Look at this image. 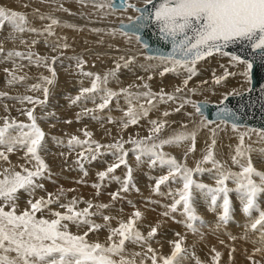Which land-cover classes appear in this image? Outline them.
<instances>
[{
    "label": "snow or ice",
    "instance_id": "obj_1",
    "mask_svg": "<svg viewBox=\"0 0 264 264\" xmlns=\"http://www.w3.org/2000/svg\"><path fill=\"white\" fill-rule=\"evenodd\" d=\"M78 2L84 3L85 0H78ZM91 2L98 9H111L113 12L130 9L135 13L128 16L127 23L121 20V27L113 29V34L119 32L126 38L134 37L137 42H140V29L146 28L149 24L156 25L160 36L164 40H170L172 45L171 52L156 57L164 65L159 75L164 76L166 73L173 72L180 74L181 70L187 73L186 78L182 81V86H177L173 93H166L163 89L160 92H153L147 83L142 85L146 89L145 91H129V88L132 87L130 85L129 88H121L117 92L107 87L109 79L116 77L121 67H129L135 57L120 56L119 60L123 61V65L114 62L115 67L103 76L85 72L82 67L85 61L78 58L76 69L81 75L92 78L91 86L82 87L78 95L70 100V103L76 104L81 100H91L94 108H84L83 114L85 116L91 114L93 120L102 119L96 113L107 109L114 98L123 94L127 108L120 109L119 103L116 105L123 112V115L118 118L121 129H126L129 125H136L142 118H147L151 109L155 108L158 103L175 102L178 98L182 99V103L174 111L180 112L184 104H192L201 118L198 127H205L211 121H208L204 116L202 106L191 99L177 95L182 93L187 88L189 81L198 74L196 64L214 54L229 57V66L244 65V70L239 75L243 76L249 85V89L246 90H250L255 78V57L264 63V0H156V2L143 0V7L131 3L130 0H119L118 5L114 3V0H103L100 3L91 0ZM60 8L65 12L68 11L63 5H60ZM39 18L51 21L43 28V32L34 27H26L24 13L0 7V26H4L6 22L11 26L12 32L9 34V38L12 39L18 38L17 33L25 31L39 35L47 33L48 36H52L53 26L57 25L59 21L51 16L40 15ZM68 26L72 27V25ZM93 31H100V29H93ZM21 43H25V41L21 40ZM37 43L36 39L31 41L33 46ZM45 43L47 44L49 41L45 39ZM241 43L247 44L251 49L253 59L241 58L234 52L226 51L230 45ZM67 47L69 45L66 43L55 42L53 51L56 48ZM143 47L147 48L148 45L144 44ZM0 53H5L3 56L5 60L19 57L27 59L30 63L33 62L35 56L34 62L44 64L52 76L51 79L48 76H42L41 80L46 85L53 83L56 71L52 65L57 60L56 56L36 55L31 51V48L26 53L15 49L6 51L2 43H0ZM49 60L51 63L47 62ZM168 64H171V67ZM13 66L16 67L15 62ZM19 67H23V65ZM221 68H223L221 75H216L215 70H213L212 82L214 84L219 85L226 82L228 77L237 75V73L229 71L228 66L221 65ZM4 71L9 74V84H16L27 79L26 76H17L14 71L9 72L7 68ZM138 79L142 80L143 78L138 77ZM148 79H151V76ZM201 83L207 84L208 81ZM40 88L41 84L30 85L31 90ZM261 90L264 91V85H261ZM42 91L43 99L31 95L11 97V99H17L21 103L27 102L32 105V107L22 110V114L27 117V122L18 121L8 116L0 118L2 119V124H0V161L8 162L10 165L0 171V264H145L146 260H150L151 264H183L188 256V250L183 244L185 237L176 233L177 239L169 241L170 253L168 255L158 253L149 243V240L157 234V227H151L147 235H143L136 223L142 217L139 210L134 211L126 221L119 220L118 225L113 227L111 220L114 218L102 214V210L108 208L109 205L107 204H93L91 200L84 201L82 197H73L68 202L61 203L60 198L65 194L63 189H60L56 194L48 193L46 197L36 196L37 190L44 189V185L39 181L45 178L46 173L49 172V166L41 155L42 152L47 151L46 133L40 127L38 117L34 112L37 105L42 106L47 101L48 87L44 86ZM188 91L194 92L196 89L192 88ZM240 94L239 91L233 89L231 92L225 93L223 99H227L229 95ZM7 96L8 93L0 92V97ZM97 98L101 101L100 103H96ZM223 99L221 104H223ZM5 111H7V105H5ZM217 114L220 123H229L228 117L231 116V109L219 107ZM168 115V111L163 112L164 117ZM188 115L190 116L191 113ZM43 118L40 117L39 119ZM76 119H80L79 114ZM107 121L108 123L115 122L110 115L107 117ZM66 122L71 123V121ZM149 123L152 126L148 129L147 136L130 137L128 141L116 140L111 144L104 145L92 139L93 133L84 129L82 131L85 139L72 135L68 138L66 145L62 140L56 142L60 146H66L70 151L79 149L75 163L85 176L87 175L84 168L85 161H94L105 152L111 153L115 157V161L106 170L97 173L101 182L108 178L120 183L119 191L110 194L112 200L121 199V192L126 193L130 188L135 187L132 184V169L127 164L128 152L124 149L125 143H131L134 146L132 151L136 153L137 163L143 162V158L147 157L150 167H155L157 164L161 167L166 166L167 173L155 179L153 191L164 195L160 192L161 185H165L169 181L179 182L181 186L174 191L169 189L167 195L172 197V202L164 205L166 211L161 215L175 219L172 213L180 212L184 219L178 222L183 223L192 232L199 231L194 222L202 221L194 207L196 191H199L206 200L210 197V211H215L217 208L221 209L218 219L224 223L230 219L231 201L229 193L235 191L239 194L243 213L250 217V223L246 226L258 230L260 233L261 247L255 248L254 253L264 251V210L260 208L257 199L264 195V171H258L253 166L248 155L252 151L251 146L245 145V136L252 132L264 140V130L249 129L239 133V144L235 148V154L231 156L233 164L240 166V171L236 172L225 168L214 157V147L217 143L215 139L216 129L211 130V143L207 145L202 160L197 161L194 168H190L166 154L162 148L164 145L175 144L179 146L190 141V146L184 153L187 157L189 153L195 151L196 130L178 131L168 138H159V134L167 121L152 119L149 120ZM231 127L233 130H237L239 126L232 123ZM216 128H219V124L216 125ZM53 139L56 138L53 137ZM17 152L23 153L22 158L25 163L11 166L9 154ZM60 155L66 156L63 152ZM242 160L246 162L242 163ZM208 162L212 165L210 169L202 167L204 163ZM121 165L128 169L122 181L115 175H109L113 174ZM205 171H215L214 187L197 182L193 178L194 173ZM254 177H258L259 182ZM228 180L235 183L234 189L227 186L226 181ZM77 182L83 183L84 181L81 179ZM92 186L97 189L99 194L102 185L94 183ZM20 192L26 193L29 197L22 210L18 204ZM81 202L86 203L87 206L78 209L76 205ZM54 204H58L63 211L53 210L50 206ZM93 208L96 211H90ZM253 211L258 213L255 218H252ZM45 212L53 218H46ZM94 216H102L103 223H96L92 219ZM70 224L86 227L87 231L82 234H75L69 230ZM104 228L108 231L105 243L89 242L87 237L90 232ZM127 242L139 244L142 251L136 252L132 257L125 256ZM212 251L215 253L211 257L212 264H219L221 253L215 249ZM229 256L231 258V252ZM135 257H141V259L137 261ZM248 259L253 260V257L249 256ZM196 264H203V262L197 259ZM253 264H260V262L253 261Z\"/></svg>",
    "mask_w": 264,
    "mask_h": 264
},
{
    "label": "rangeland",
    "instance_id": "obj_2",
    "mask_svg": "<svg viewBox=\"0 0 264 264\" xmlns=\"http://www.w3.org/2000/svg\"><path fill=\"white\" fill-rule=\"evenodd\" d=\"M41 2H42V0H40ZM58 1V2H57ZM67 1V0H66ZM65 0H53L52 1V3H54V5H53V8H52V10H50L48 13L49 14H47V11H42L40 8H37L36 6H37V2H39V0L37 1V0H0V7H5V8H8V9H12V10H16V11H20V12H22V13H24L25 14V16H26V27H35V25L36 24H38L40 21H41V19L39 18V16L40 15H44V16H51V17H53V18H55L56 17V19L59 21V25L57 24V25H54L53 26V28H54V31H55V29H56V31L55 32H57L56 34H55V32L53 33V35L52 36H48L47 35V33H43V36L42 35H40L39 36V34L38 33H32V32H28V33H26L27 31H25V32H23V33H17L16 34V36L18 37V38H15V39H12V38H9V34H10V31L12 32V28H11V26L10 25H8L7 24V22L5 23V25L4 26H0V42L3 44V46H4V48H5V50L7 51V50H9V49H14L13 47H15V50H16V48H17V50H19V51H22V52H27L28 50H29V48H31V50H32V52L34 53V54H36V55H41V56H44V57H50V56H56L57 57V60H56V62L52 65L53 66V68L55 69V71H56V76H55V78H54V80H53V83L51 84V85H49V95H48V98H47V101H46V103L44 104V105H37L36 106V109L34 110V112H35V115L38 117V118H40V117H42L43 115V119H38V122L41 124L40 125V127L42 128V130L46 133V148H47V151L46 152H42V157L43 156H45V155H48V156H45V157H43L44 159H45V161H46V163H48L49 164V162H47V159H49L50 157H56V158H58L59 156L60 157H63L62 158V160H67V162L64 164V163H61V162H56V161H53L51 164H49L48 166H49V173H46V175H45V178H43V179H41L39 182L40 183H42L43 185H44V183H46V182H44L45 180H48V182L44 185V189L41 191L40 190V192H41V195H46V194H48L47 192H53V194H56V193H58L57 191H59L60 189H63L64 190V193L65 192H75V193H72L71 195H67V197H61L60 198V202L61 203H66V202H68L69 200H71L74 196L75 197H77V198H83V200L84 201H89V200H91L92 202H93V204H100V203H103V204H108L109 206H115V204H113L112 202H117V203H120V204H122V206L124 207H122L123 208V210H120V212H118L121 216L122 215H124L123 214V212L122 211H124V212H128V213H133L134 211H136L137 210V208L136 207H134V204L132 203H129L128 201H126V200H123V197L121 198V199H117V200H112V198H111V193L112 192H115V191H119V188H120V186L119 185H113V186H111V185H109V183L108 182H104L103 181V183L102 182H99L98 184H101L102 186H101V188L99 189V194L97 193V189L96 188H94L93 186H92V184H94V183H97V182H95L94 181V179H93V177H91L90 178V176H89V180L88 181H84L85 183L83 184V183H78L77 181H80L81 179H83V178H81V177H83L84 176V173L83 172H81L80 170H77V171H75V170H72V169H75V167H78V166H74V165H77L76 163H75V161H76V159L75 158H71V159H69V158H67L66 156H62V155H60V153L59 152H63V153H69V154H73L74 152L75 153H77L78 151H79V149L77 148L76 150H74V151H70L66 146H60V145H57V140H62V141H64V144L66 145V143H67V140H68V138H70V135H69V132L71 131V130H69V128H66V124H68L66 121H71L72 119V121H71V123L70 124H73L74 122H76V123H74V127H75V130H77V131H75L74 133H75V135H78L79 137H83V132H82V130L83 129H80L81 127L82 128H84V127H86V125H89V124H93V121H92V119H90V116H85V115H83V117L80 115V119L78 120V122L76 121L77 119H76V117H77V115H75V113L76 112H78V111H81V113H83V109L84 108H89V109H92V108H94V106H92V105H94L93 104V102L91 101V100H81L82 102H80L79 104H71L70 103V100L72 99V97L74 98L76 95H78V93H79V89H70L71 90V93L70 92H64V93H62L61 94V89H59L60 91H58L57 90V92H59L58 94H57V92H56V86H59L58 84H59V82L60 81H62V80H66V74H68V76H67V78H70V77H72L71 76V74L73 75V76H75L76 77V75H78V73L76 72L77 71V69H76V63H77V59L78 58H82L84 61H85V63L82 65V67L85 69V71H87V72H92V73H94V74H97V73H100V69H99V67H97L98 68V70L96 71V72H94L95 70H94V68L93 67H96V66H102L103 65V68H104V72H103V74L101 75V76H103L104 74H105V72L107 73V72H110L111 70H112V68H114V67H112V68H110L109 66H108V63H107V61H105L106 60V58H109V56L110 57H113V61H115V59L117 58H119L120 57V55L121 56H125V58H127L128 56H133V55H129V54H122V53H114L113 54V52H114V50L113 49H110L111 47L112 48H114V49H119V50H122L123 48H121L123 45V47L125 48L127 45L126 44H123L122 42H118V43H116L115 41L113 42V41H110L111 43H108L107 45H109V48H108V46L107 45H105V42H102V43H95L94 41H93V39H95V38H92L91 40H92V42L90 41V40H88V41H86V39H84V41H81V43L79 42V44H77L78 45V47H77V45H75L74 46V42H75V37H73L72 39H70V36H74V35H76L77 33H78V31H76L75 29H78V28H80V29H84L85 27H87V28H89V29H98V26L96 25V26H90V25H84V24H80L76 19H75V16H81L82 18L84 17V19L86 18V22H92V23H99L98 22V20L99 19H97V22H96V20H95V18H90V16L92 17V15H94L95 14V12H93L92 14H91V9L90 10H88V11H86L87 9H85V11H81L80 9H76L77 8V4L75 3V5H71L72 3H73V1H72V3L71 2H69L70 3V5L68 6L67 5V3L68 2H66ZM68 1H71V0H68ZM140 1V3H139V5L141 6L142 4H143V0H139ZM17 2H19V3H17ZM36 2V3H35ZM66 2V3H65ZM25 5H27V7H25ZM60 5H63V7L64 8H66V9H68V11L67 12H65V11H63L61 8H60ZM137 5V4H136ZM139 5H137V6H139ZM73 6V7H72ZM70 7V8H69ZM83 8V7H82ZM93 8V7H92ZM37 10H38V12H37ZM75 10H80L79 12L78 11H75ZM123 11H125V10H123ZM128 11H130V13H128V16L129 15H134L135 13L132 11V10H128ZM57 12H58V14H57ZM71 12V13H70ZM61 13V14H60ZM53 14V15H52ZM80 14V15H79ZM32 17H31V16ZM36 15V16H35ZM84 15V16H83ZM110 16L111 15H113V14H109ZM62 16L64 17L63 19H62ZM68 16V17H67ZM87 16H89V18L87 17ZM128 16H127V18H128ZM68 19H67V18ZM70 17V18H69ZM127 18H124V19H121V20H123V21H127ZM60 19H62V20H60ZM28 20V21H27ZM46 22H48V24H50L51 23V21L49 20V19H44ZM44 20H42L39 24L41 25V26H46L47 25V23H45V21ZM120 20V21H121ZM36 21V22H35ZM72 21V22H71ZM75 21V22H74ZM100 21V20H99ZM61 22H63V24L61 23ZM65 22V23H64ZM67 22V23H66ZM36 23V24H35ZM43 23H44V25H43ZM33 24V25H32ZM35 24V25H34ZM37 25L38 27H35V28H37V29H40L39 31L40 32H43L42 30H43V28L40 26V25ZM68 25H72V27H69ZM65 26V27H64ZM66 26H68V27H66ZM42 28V30H41V28ZM62 28V29H61ZM64 28H70L71 30H73L74 32H76V33H74L73 31L71 32V35L70 36H67V37H62V32H63V30H64ZM62 31H60V30ZM8 30V31H7ZM4 31V32H3ZM74 33V34H73ZM37 36H36V35ZM73 34V35H72ZM90 34H92V33H90ZM90 34H86L84 37H90ZM101 34V33H100ZM54 36H56V37H54ZM61 36V37H60ZM103 36H106V35H103ZM67 38V39H66ZM69 38V39H68ZM33 39H36L37 41H38V43L36 44V48H35V46H33V45H31V41L33 40ZM45 39H47L48 41H49V43H45L44 41H45ZM66 39V40H65ZM88 39V38H87ZM2 40V41H1ZM21 40H24L25 41V43H20L21 42ZM53 40V41H52ZM54 40L56 41V42H58V43H60V42H62V43H60V44H64V43H66V44H68L69 45V47H67V48H56V50L55 51H53V47L55 46L54 44H55V42H54ZM124 40H126V41H128V43L129 44H133L131 41H133L132 39H129V38H127V39H124ZM11 41H13L12 43H11ZM136 41V40H135ZM9 42V43H8ZM14 42H15V44H14ZM50 42H51V44H50ZM64 42V43H63ZM83 42V43H82ZM115 43V44H114ZM120 43H122V44H120ZM137 44H139L138 42H136ZM49 44H50V46H49ZM94 44H97V45H99V47H95V45ZM114 44V45H113ZM15 45V46H14ZM54 45V46H53ZM72 45H73V47H76L79 51H77L75 48H73L72 47ZM81 45L82 46H84L83 48H81ZM93 45V46H92ZM115 45H117V46H115ZM122 45V46H121ZM126 45V46H125ZM33 47V49H32V47ZM43 46V47H42ZM101 46V47H100ZM104 46V47H103ZM22 47H24V48H22ZM88 47V48H87ZM93 47H95V48H98V49H102L103 51L101 52V51H99V53H97L96 51V53H94V54H91L90 55V53H91V48H93ZM106 47V48H105ZM140 47V46H139ZM139 47H137V48H139ZM7 48V49H6ZM69 48V49H68ZM71 48V49H70ZM73 48V49H72ZM87 48V49H86ZM127 48V47H126ZM44 49V50H43ZM85 49V50H84ZM127 49H130V48H127ZM34 50H35V52H34ZM37 50H39V52L37 51ZM77 52H76V51ZM82 50H84V51H82ZM137 50V49H136ZM139 50H140V48H139ZM37 51V52H36ZM111 51V52H110ZM44 52V53H43ZM46 52V53H45ZM53 52V53H52ZM87 52V53H86ZM90 52V53H89ZM115 52H117V51H115ZM138 52V51H137ZM59 53V54H58ZM81 53V54H80ZM89 53V54H88ZM108 53H109V55H108ZM112 53V54H111ZM106 54V55H105ZM118 54H120V55H118ZM5 54L4 53H0V60H3V61H0V71H2V72H0V92H6V93H8V95H10L9 97H7V98H5V97H1L0 98V118H2V117H4V116H8L9 118H15L16 120H18V121H24V122H27V118H26V116L25 115H23L22 114V110H24L25 108H29V107H32V105L31 104H28L27 102H23V103H21L19 100H17V99H11V96L12 97H18V96H23V95H31L32 96V94H34L33 96H36V97H39L40 99H43V97H40L42 94H43V91H41L42 90V88H40L39 89V91H38V89H36L35 91L34 90H28V88L27 87H30L29 86V84L30 85H32V84H40L41 83V87H43V85L45 84V82H43L39 77H42L41 75H43V73L45 74V72H44V70H45V68L43 67V65L44 64H37V63H35L34 62V58H35V56H34V58H33V62L32 63H27V62H29L27 59H24V58H12L11 60L9 59L8 60V62H7V60H5V59H3V56H4ZM84 55V56H83ZM88 55V56H87ZM93 55H94V57H93ZM119 57H118V56ZM141 55H142V57L144 56V57H149V56H147V55H145V54H142L141 53ZM141 55H140V57H141ZM105 56V57H104ZM115 56H116V58H115ZM84 57V58H83ZM90 57V58H89ZM134 57V56H133ZM136 57V56H135ZM139 57V56H138ZM153 58V57H152ZM155 58V57H154ZM136 59H139V58H135L134 59V62H136L137 64H139V60L141 61V59H139V60H136ZM108 60V59H107ZM10 61V62H9ZM21 61V62H20ZM26 61V62H25ZM59 61L61 62V64L59 65ZM70 61V62H69ZM6 62H7V64H6ZM14 62L16 63V65H17V70L14 68V67H12L13 65H11V64H14ZM25 62V63H24ZM48 63H51V61L49 60V61H47ZM64 62V63H63ZM106 62V63H105ZM133 61L131 62V64L129 65V66H131V65H133L132 66V68H134V66H135V64L133 63ZM23 65V68L25 69V67H26V69L24 70H22V67H21V73L19 74V75H17V76H26V80L25 81H23V82H18V83H16V84H9L8 83V81H7V79H9L10 77H9V74L8 73H6L5 71H4V68H7L8 70H9V72H17L16 74H18V72H20V67L18 66V65ZM31 64H34L35 66L33 67V66H31ZM87 64H88V66H87ZM104 64L106 65V66H108V67H104ZM121 64L123 65V61H121ZM136 64V65H137ZM26 65V66H25ZM37 65H39L41 68H40V70L42 69V74H41V71L39 70V68H37L38 66ZM42 65V66H41ZM60 66V67H58V66ZM4 68H3V67ZM56 66H57V68H56ZM87 66V67H86ZM138 66V65H137ZM137 66L134 68V69H136L137 68ZM30 67H33V68H37V69H34V70H32V69H30ZM44 68V70H43V68ZM13 68H14V70H13ZM59 68V69H58ZM63 68V69H62ZM71 68H72V70H71ZM73 68L75 69V70H73ZM87 68V69H86ZM96 68V69H97ZM109 68V69H108ZM12 69V70H11ZM83 69V70H84ZM109 70V71H105V70ZM122 69V68H121ZM125 67H123V69H122V71H118L119 73H121V72H123V71H127V70H129V68H127V69H125ZM16 70V71H15ZM28 70V71H27ZM32 70V71H31ZM62 70H64V71H62ZM67 70V71H66ZM69 70V71H68ZM244 70V69H243ZM36 71V72H35ZM40 71V73H38ZM48 71V69H46V72ZM71 71H73V73L71 72ZM74 71H75V73H74ZM3 72H5V74L3 73ZM31 73V74H29V73ZM39 74V76H38V74H37V76H36V74ZM60 72H61V74H60ZM62 72H63V74H62ZM67 72V73H66ZM117 72V73H118ZM59 73V74H58ZM77 73V74H76ZM124 73V72H123ZM128 72H126V74L123 76V78L124 77H130L131 75L130 74H127ZM5 76H3V75ZM49 74V75H48ZM51 73L50 72H48V73H46V76L48 75L49 76V78H52V76L50 75ZM75 74V75H74ZM148 74V73H147ZM146 73H144V76H145V79L146 80H148V77L150 76L149 74V76L147 75ZM30 75H31V78H32V80H31V78H30ZM34 75H35V77H34ZM60 75V77H58ZM64 75V76H63ZM127 75V76H126ZM1 76H3L2 78H1ZM8 76V77H7ZM44 76V75H43ZM7 77V78H6ZM28 77L30 78L29 80H28ZM34 77V78H33ZM75 77H73L72 78V80H78V76L75 78ZM4 78V79H3ZM6 78V79H5ZM38 78V79H37ZM35 79V80H34ZM37 79V80H36ZM40 79V80H39ZM59 81H58V80ZM55 80H57V81H55ZM70 80H71V78H70ZM240 80H243L244 82H245V78L243 77V76H241L240 75ZM37 81H40L39 83L37 82ZM84 81V80H83ZM149 81V80H148ZM3 82V83H2ZM5 82V83H4ZM26 82H28V83H26ZM33 82V83H32ZM44 84H43V83ZM126 82H132L131 80H127ZM85 83V82H84ZM84 83H83V85H84ZM54 84H56V85H54ZM8 85V86H7ZM44 86H48V85H44ZM248 86V85H247ZM6 87V88H5ZM87 87V86H86ZM88 87H90V86H88ZM22 88V89H21ZM82 88V87H81ZM80 88V89H81ZM16 89V90H15ZM30 89V88H29ZM17 90H23V94H21L22 93V91H17ZM243 90H245V89H243ZM243 90H241V91H243ZM32 91H34V93H32ZM56 93H55V92ZM17 92V93H16ZM32 94H31V93ZM54 92V93H53ZM74 92V93H73ZM133 92H136V91H133ZM16 93V94H15ZM19 93V94H18ZM53 93V94H52ZM70 93V95H68ZM54 94H56V95H54ZM55 96V99H54V96ZM43 96V95H42ZM71 96V97H70ZM56 97L58 98V99H61V100H58V99H56ZM61 97V98H60ZM10 98V99H9ZM53 98V99H52ZM13 100V101H12ZM54 101V103H53V101ZM56 100H58V101H56ZM201 100H206V99H201ZM97 102L96 103H100L99 101V98H97V100H96ZM208 101V100H207ZM2 102V103H1ZM60 102V103H59ZM114 103V106L115 105H117V102L115 101V98L113 99V101H111L110 102V105H109V107L107 108V109H105V110H103L102 112H98V114L99 115H101L102 116V118L103 119H101L100 121H98V125H100L101 123V125L99 126V127H101V126H103V125H107L108 124V121L106 120V118L110 115V116H120L121 114L123 115V112H121V111H119L118 110V108L115 106H113V108H114V110H113V108L111 107L112 105H113V103ZM56 103V105H54ZM85 103H86V105H85ZM92 105H91V104ZM122 103H124L123 105H122V107L120 106V108L121 109H124V107L126 108L127 107V104H126V102H125V100L124 101H122ZM21 104V105H20ZM46 104H47V106H46ZM49 104V105H48ZM58 104V105H57ZM5 105H7V111H5V108H3V107H5ZM52 105V106H51ZM56 106V107H54V106ZM60 105V106H59ZM78 105H79V107L81 108V110H79L80 108L78 107ZM81 105V106H80ZM60 108H59V107ZM73 106H75V107H73ZM78 108H77V107ZM86 106V107H85ZM157 106V105H156ZM48 109H47V108ZM62 107V108H61ZM71 107H73V109L71 108ZM43 108V109H42ZM47 109V110H46ZM59 109V110H58ZM111 109L113 110V111H111ZM41 110V111H40ZM45 110V111H44ZM50 110H52V112H50ZM61 111L60 112V114H62V115H60V117L62 116V118H60L59 116L58 117H56V118H52L51 116H53L52 115V113L53 112H55V111ZM62 110H63V112H62ZM78 110V111H77ZM116 110L118 111V112H116ZM67 111L68 112H70V113H74L73 115H70V116H68L67 117V119H66V117H64L65 115H66V113H67ZM115 111V112H114ZM111 112H113V113H111ZM196 112V111H195ZM38 114H40V115H38ZM45 114H51V115H45ZM117 114V115H116ZM119 114V115H118ZM121 115V116H122ZM194 112H191V115H190V119L192 120V117H194ZM196 116V115H195ZM48 117V118H47ZM51 117V118H50ZM71 117V118H70ZM85 117V118H84ZM89 117V118H88ZM104 117H105V119H104ZM116 117H113L114 118V120H115V118ZM179 117V116H178ZM178 117L177 118H175L173 121H178V120H181V122L182 121H184V120H187V119H185L186 117H188V113H184V119H183V115L182 116H180L179 117V119H178ZM60 118V119H59ZM64 118V119H63ZM83 118L85 119V120H83ZM181 118V119H180ZM197 118H199V119H201L200 118V116H198L197 115ZM158 119V118H157ZM160 119H166L167 120V123L169 124V122H170V118L168 117V118H160ZM60 120V121H59ZM92 121V123H90V121ZM102 120H103V122L105 123H103L102 122ZM142 121H139V123L138 124H146V122L145 121H143L144 119L142 118L141 119ZM188 120H189V118H188ZM54 121H56L55 123H54ZM86 121H87V123H86ZM43 122V123H42ZM61 124H60V123ZM101 122V123H100ZM107 122V123H106ZM52 123V124H51ZM78 123V124H77ZM166 123V125H167V128H166V130H168V128H169V126H168V124ZM189 123V122H188ZM188 123H187V125H186V127H184L183 128V130H186V129H190V127H189V125H188ZM200 123V122H199ZM214 123H220V122H214ZM0 124H2V119H0ZM85 124V125H84ZM140 124V125H141ZM210 124H213V123H210ZM230 124V123H229ZM229 124H226L228 127L230 126L231 127V125H229ZM44 125V126H43ZM63 125H65V126H63ZM80 127H79V126ZM109 125V124H108ZM112 125H114V129L120 134V132H121V127H120V125L119 124H117L118 125V127L116 126L115 127V122L114 123H112ZM165 125V126H166ZM176 125H179V123H177ZM220 125H224L223 123H220ZM52 127V128H51ZM78 127H79V129H78ZM131 127H133V131L136 129V131L137 130H139L140 129V127H139V125H137V127H136V125H134V126H129L128 128H126V129H123L122 131H123V133H124V131L125 130H127V129H132ZM135 127V128H134ZM139 127V128H138ZM66 128V129H65ZM101 128H103V127H101ZM238 128H242V129H245V127H238ZM175 129H177V128H173V129H171V131L169 132V131H167L166 132V130L164 131L165 133H166V135H168L169 136V134L171 135L172 133H174L175 132ZM246 130H249V128H246ZM58 131V132H57ZM80 132L81 131V133H77V132ZM51 132V133H50ZM57 132V133H56ZM122 132H121V134H123ZM66 135L67 134V136L65 137V136H62V135ZM118 134V135H119ZM144 135H145V133H143ZM48 135H51V137H49ZM58 135V136H57ZM148 135V134H147ZM60 136V137H59ZM62 136V137H61ZM140 136H142V135H140ZM139 136V137H140ZM52 137H57L56 139H55V142H51V140L53 139ZM136 137V136H135ZM138 137V138H139ZM218 137H219V135H218ZM137 138V137H136ZM197 139V138H196ZM220 139V138H219ZM54 140V139H53ZM101 140H103V139H101ZM129 139H121V141H128ZM210 141V140H209ZM209 141H207V143L205 142H202V143H200V144H198L199 142H197L196 141V144H198V145H196L195 144V151L196 152H193V153H189V155L187 156V157H185V155H184V153L187 151V148H188V146H186V147H180V148H176L175 150L173 149H171L172 150V154L170 155V153L168 152H165V153H167L168 155H170V156H172V157H177L176 159H178L177 161L178 162H181V163H184V164H186L188 167H190V168H194L195 166H196V162L197 161H200V160H202V156H203V153H205V150H206V146L209 144ZM220 141V140H219ZM246 141H248V140H246ZM245 141V144H247V142ZM50 142V143H49ZM103 142H105V140L103 141ZM55 143V144H54ZM52 144H53V146H52ZM207 144V145H206ZM218 144V145H217ZM125 146H124V148H125V150L128 152V158H130V156L132 157V159H133V157L134 158H136V154L135 153H133L132 152V155H131V151H132V149L134 148V146L133 145H131V143L130 144H128V143H125L124 144ZM199 145L200 146H202V148L201 147H199ZM204 145V146H203ZM51 146H52V148H51ZM55 146H57V147H60V148H63V149H60L59 150V152H58V150H55L54 149V147ZM189 146H190V144H189ZM198 148H197V147ZM220 145H219V143H218V141H217V143H216V146H215V148H214V150H216V149H218L219 150V147ZM128 147V148H127ZM206 147V148H205ZM67 148V149H66ZM186 150H185V149ZM199 148H200V150H199ZM236 148V147H235ZM54 149V150H53ZM178 149H180L181 151H179ZM184 149V150H183ZM197 149V150H196ZM69 150V151H68ZM218 150L217 151H215L214 152V156L216 157L217 156V153H219L218 152ZM175 152V153H174ZM176 152H177V154H176ZM198 152V153H197ZM45 153V154H44ZM51 153H53L52 154V156H51ZM182 153V155H180V154ZM15 154V155H14ZM20 154V155H19ZM105 154L107 155V156H109V157H111V159H113L112 157L113 156H111V153H109L108 154V152H105ZM102 155V156H106V155ZM192 154V155H191ZM17 155V156H16ZM195 155H196V157H195ZM200 155V156H199ZM249 155V154H248ZM50 156V157H49ZM101 155L100 156H98V157H102ZM197 156H198V158L199 159H197ZM250 156V158H252V156L251 155H249ZM23 153L22 152H17V153H12V154H9V160H10V162H11V166L13 165V161L14 162H16L18 165H21V164H24L25 163V161H23ZM189 157V158H188ZM20 158V159H19ZM180 158H181V160H180ZM192 158V159H191ZM196 158V159H195ZM254 158V159H253ZM253 158H252V163H253V160H254V163H253V165L255 166V165H259L260 163H263V165L262 164H260L259 166H258V168H257V166H255L256 167V169L258 170V171H264V168H262L261 169V167H264V158H260V157H254L253 156ZM19 159V160H18ZM188 159V160H187ZM216 159V158H215ZM102 160V159H101ZM106 160V159H105ZM104 160V166H103V164H102V166L104 167V168H102L100 165H98V166H96V170H95V172H97V171H102V169L103 170H105V169H107V167L110 165V164H112L111 163V161L112 160H110V161H105ZM107 160H109V159H107ZM182 160H184V161H182ZM185 160H187V161H185ZM71 161V162H70ZM103 161V160H102ZM189 161V162H188ZM190 161H191V163H190ZM194 161V162H193ZM86 162L87 161H85L84 162V167H85V165H86ZM94 162H96V161H94ZM144 162H148V158H147V160H146V158H145V160H144ZM231 162V163H230ZM230 162H228L227 161V163L226 164H228V165H224V164H222V165H224V167L225 168H227V169H230L231 167H232V169H231V171H240V166L239 165H237V164H234V166H233V164H232V160L230 161ZM242 162H243V160H242ZM246 161H244L243 163H245ZM72 163H74V164H72ZM88 163V162H87ZM103 163V162H102ZM110 163V164H109ZM258 163V164H257ZM63 164H64V166H63ZM149 164V163H148ZM68 167V165L69 166H71V168L69 169H67V167ZM211 165V163L210 162H208V163H204L203 165H202V167H204L205 169H210L211 167H212V165ZM231 165V166H230ZM235 165H237V167L235 166ZM63 166V167H62ZM156 166H159V165H156ZM155 166V167H156ZM227 166V167H226ZM63 168L64 169V167H65V170H67V171H69V172H74V173H69V174H73V175H69L68 174V176L70 177V178H72L71 180H70V178H68L67 179V177L65 178V177H61V173L60 172H58V168ZM230 167V168H229ZM235 167V168H234ZM79 168V167H78ZM97 168H98V170H97ZM239 169V170H238ZM17 170H19L18 169V167H17ZM71 170V171H70ZM158 170V169H157ZM164 170H165V173H167V171H168V169H167V167H166V169L164 168ZM164 170L162 169L161 170V174L160 173H156V174H154L153 176L155 177L156 176V178H157V176H159V174L160 175H162V173H163V175H165L164 174ZM78 171H80V172H78ZM159 171V170H158ZM163 171V172H162ZM236 171V172H237ZM94 172V174H93V176L94 175H96L97 176V174ZM209 171H205V172H202V173H194V176H193V178L197 181V182H200V183H203V184H206V185H209V186H215V180H216V175H215V171H211V173L209 172ZM204 173V174H203ZM81 175V176H80ZM77 178L76 180H75V182L73 183V181H74V179H75V177ZM58 177H60L59 179H58ZM79 177V178H78ZM95 177V176H94ZM210 177V178H209ZM63 178L64 179H66L67 181H65V180H63ZM74 178V179H73ZM79 179V180H78ZM255 179L257 180V182H259V180L257 179V177H255ZM70 180V181H69ZM84 180V179H83ZM211 180V181H210ZM63 181V182H62ZM91 181V182H90ZM154 181H155V179H154ZM44 182V183H43ZM59 182H61V183H59ZM71 182V183H70ZM64 183V184H63ZM78 183V184H77ZM107 183V184H106ZM178 182H174L173 183V181H171L170 183H169V186H168V190L169 189H172L173 191L176 189V188H178V187H180L178 184H181V183H178ZM231 183H234L233 181L232 182H230L229 180L228 181H226V184H227V186L229 187V188H231L232 187V189H234L235 188V186H233V185H235V184H231ZM69 185V184H71V185H69L68 187H66V185ZM73 184H75V186L73 185ZM172 184H174L176 187H174V185H173V187L171 186ZM232 185L231 187H230V185ZM59 185V186H58ZM61 185V186H60ZM87 185V186H86ZM168 185V184H167ZM178 185V186H177ZM71 186V187H70ZM115 186V188H113ZM58 187V188H57ZM70 187V188H69ZM75 187V188H74ZM119 187V188H118ZM118 190H117V189ZM72 189V190H71ZM46 190V191H45ZM69 190V191H68ZM77 191V192H76ZM165 191V190H164ZM166 191H167V189H166ZM167 193H168V191L166 192V195H167ZM196 197L194 198L195 200V202H194V207H195V209H198V208H200L199 210H197L196 212H197V214L202 218V221H198V223L197 222H194L195 224H196V226H197V228L199 229V231L198 232H192V231H190V230H188L186 227H185V225L182 223H179L178 221H181V220H183L184 219V217L180 214V212H176V214H174V213H172V216H175V215H177L176 216V219H172V218H170V217H164V216H162L161 215V213H163L164 211H166V208L164 207V205H168V204H170L171 202H172V199H170L169 197L170 196H165V198H164V200H166V202H163L162 200H151V201H149V200H147V199H140V198H143L142 197V195H139L137 198H138V200L140 199V202L141 203H144L145 205H144V207H142L141 208V210H139L142 214H143V211L144 212H146V211H152V209H150V206L147 204V203H151V202H155V203H157V207L160 209L159 210V212H156L155 213V215L157 216V217H159L160 218V221L159 222H156V224H161L162 226H163V231L161 232V233H158V237H162V239L164 240V242H161L160 243V245L159 246H161V247H157L156 249H162V245L163 244H166V247L167 248H171V245L169 244V241H171V240H175V239H177V237H176V233H180L181 235H183L186 239L184 240V241H186V242H188V244L186 245V247H188L189 249L190 248H192V247H194V246H196V249L195 250H200L201 248H203L204 246L205 247H207L206 249V252H205V250H204V252L206 253V254H202V252H203V250H201L200 251V255H202V256H206L207 254L208 255H210V254H212L211 252H213L212 250H213V248L215 249V250H218L220 253H225V254H227V255H229L228 253H226V251L224 250V249H226V250H229V251H231V258H229L230 256H228V261H229V263L232 261V260H237V261H241L242 263L241 264H252L253 263V261H259L260 262V264H264V251H262V252H260V253H254V249L255 248H258V247H261V244H259L260 242V240H258V239H260V233H258L256 230H253V229H251L250 227L249 228H246L245 230H244V234L243 235H245V236H243V238L242 239H240V238H238V236H236L235 234H231L230 235V233H233L234 231L236 232V231H238V232H241V231H239L238 229H239V226H236V227H234V228H228V227H224L223 228V226L224 225H220V224H216L215 222H213V220H212V214L209 216V215H207V213H209V209H207L206 207L207 206H209V203H210V200H209V203H208V199H210V197H208V199L207 200H205V198H203L202 197V195H200L201 193L199 192V191H197L196 193ZM137 195H138V193H137ZM27 196V195H26ZM47 196V195H46ZM46 196H44V197H46ZM198 196H199V198H198ZM203 198V200H205V201H203V202H206V203H208V204H206L205 203V205H204V203L202 202V200L200 199L201 197ZM38 197V196H37ZM93 197V198H92ZM231 197V198H230ZM172 198V197H171ZM229 198H230V201L231 200H233V201H231V202H234L233 204H235L234 205V207H235V209H236V207H237V204H238V202H240V199H238L239 198V194L238 193H236L235 191H232V192H230L229 193ZM28 199V198H27ZM26 198H25V196H24V194L22 193V192H20V194H19V202L21 203V204H23V205H25V201L27 200ZM197 199V200H196ZM201 200V202L203 203V205H201L202 203L199 201V200ZM258 204H259V206H260V208L262 209V210H264L262 207L264 206L263 204H264V195H261V196H259L258 198ZM118 201H120V202H118ZM125 201V202H124ZM168 201V202H167ZM236 201V202H235ZM198 202V203H197ZM111 203H112V205H111ZM195 203H196V205H195ZM125 204V205H124ZM198 204H200V205H198ZM132 205V206H131ZM207 205V206H206ZM87 205H86V203H84V202H81V203H78L77 205H76V207L78 208V209H83L84 207H86ZM206 206V207H205ZM240 206V205H239ZM237 207V210H240L241 208V206L240 207ZM53 210H60V211H63V209H60L59 208V205L58 204H54V205H51L50 206ZM57 207V208H56ZM132 207V208H131ZM134 207V208H133ZM198 207V208H197ZM203 209H205V213H203ZM104 210V209H103ZM103 210H102V214L103 215H105V213H103ZM110 210V209H109ZM108 210V211H109ZM126 210V211H125ZM206 210H208L207 212H206ZM90 211H96V209L95 208H93V209H91ZM202 211V215L201 214H199L200 212ZM199 212V213H198ZM211 213H212V211H210ZM180 214V215H179ZM205 214H206V216H205ZM38 216L40 215L39 213L37 214ZM106 215H109V214H107L106 213ZM252 215H253V217L255 218L257 215H258V213H256L255 211H253V213H252ZM44 216L46 217V218H50L51 216H49L48 215V213L46 214V212L44 213ZM178 216H180L179 218H177ZM183 217V218H182ZM204 217V218H203ZM51 218H53V217H51ZM211 218V219H210ZM92 219H95L94 221H96V223H97V220H102V216H94V217H92ZM177 219H179V220H177ZM207 219V220H206ZM207 222H206V221ZM100 222H102V221H100ZM146 222V221H145ZM211 223V224H210ZM175 224V225H174ZM200 224V225H199ZM207 224V225H206ZM208 224H210V225H212V227L211 226H209ZM181 225V226H180ZM215 225L216 226H218V229L217 228H213V226L215 227ZM209 226V227H208ZM219 226H222V227H219ZM141 227H143V226H141ZM177 227V228H176ZM212 229H211V228ZM242 228H244V226L242 227ZM71 229V230H70ZM178 229V230H177ZM230 229V230H229ZM249 229H251L252 231H249ZM69 230L71 231V232H73V233H75V234H82L84 231H87V228L86 227H77L76 225H73V224H70L69 225ZM74 230V231H73ZM233 232H232V231ZM77 231V232H76ZM100 231V233L99 234H97L98 236L101 234V232H105L103 235H105V234H107L108 233V231H107V229L106 228H104V229H101V230H99ZM174 231V232H173ZM229 231V232H228ZM249 231V232H248ZM218 232V233H217ZM245 232H248V233H250V234H248V233H245ZM252 232V233H251ZM254 232L256 233V235L254 234ZM90 233H92V232H90ZM208 233V234H207ZM242 233V232H241ZM145 234V236L147 235V233L145 232L144 233ZM143 234V235H144ZM175 234V235H174ZM194 234V235H193ZM252 234V235H251ZM254 234V235H253ZM258 234V235H257ZM210 235V236H209ZM220 235V236H219ZM247 235H248V237H249V239L248 240H246L248 237H247ZM223 237V239H222V237ZM202 237V238H201ZM227 237V238H226ZM247 237V238H246ZM252 238V240H253V238L255 239V241L253 240H251V238ZM256 237V238H255ZM259 237V238H258ZM211 238V239H210ZM87 239H88V237H87ZM206 239H208V240H210V242L208 243L207 242V240ZM239 239V240H238ZM89 240V242H92V240L91 239H88ZM167 240V241H166ZM206 240V241H205ZM227 240H228V242H227ZM236 240H238V241H236ZM251 242H250V241ZM151 241V243H154L155 241H154V239H152V240H150ZM220 241H223V243H221ZM240 241V242H239ZM247 241V242H246ZM206 242V243H205ZM248 242H250V243H248ZM253 242H256V243H253ZM204 243V244H203ZM212 243V245H210ZM218 243V244H217ZM130 244H132V243H130V242H127L126 243V248H129V252H131L132 250L130 249V248H132V246H133V244L130 246ZM162 244V245H161ZM206 244V245H205ZM220 244V245H219ZM223 244V245H222ZM227 244V245H226ZM197 245L199 246V248L197 247ZM201 245V246H200ZM136 246V245H135ZM214 246V247H213ZM217 246V247H216ZM224 246H225V248H224ZM218 248V249H217ZM221 248V249H220ZM155 249V250H156ZM212 249V250H211ZM223 249V250H222ZM233 249H234V251H233ZM135 251H137V252H141L142 251V249H141V246H138V247H136L135 248ZM208 252V253H207ZM213 254H214V252H213ZM12 255V254H11ZM14 255V254H13ZM124 255L125 256H129V257H132L133 255L131 254V253H124ZM207 255V256H208ZM189 256V257H188ZM188 256H187V258H188V260H190V262H191V264H196V260L198 259L196 256H195V254H193L192 252H189L188 251ZM249 256H252L253 257V260H250L249 261V259H248V257ZM225 258V257H224ZM139 259H141V257H139ZM225 259H227V258H225ZM194 262V263H193ZM202 262V261H201ZM250 262V263H249ZM203 264H206V263H204L203 262ZM207 264H212V262L210 263V262H207ZM222 264H228V262H226V263H222ZM230 264H232V263H230ZM234 264V263H233Z\"/></svg>",
    "mask_w": 264,
    "mask_h": 264
},
{
    "label": "bare ground",
    "instance_id": "obj_3",
    "mask_svg": "<svg viewBox=\"0 0 264 264\" xmlns=\"http://www.w3.org/2000/svg\"><path fill=\"white\" fill-rule=\"evenodd\" d=\"M34 1V0H33ZM38 1V0H37ZM52 1L53 0H42V2L39 0V2H37V8H40L42 11H47V14H49L50 12V10H52V8H53V5H54V3H52ZM55 1V0H54ZM66 1V0H65ZM72 1H73V3H72ZM58 2V1H57ZM66 2H68L67 3V5L69 4L70 5V3L69 2H71L72 4L71 5H75V3L77 4L76 6H77V8L76 9H80L81 11H85V9H87L86 11H88V10H90L91 9V14L93 13V12H95V14L94 15H92V17L90 16V18H95V20H96V22H97V19H99L98 20V22L99 23H92V22H86V18L84 19V17L82 18L81 16H75V19L80 23V24H84V25H90V26H98V29H100V31H93V29H89V28H87V27H85L84 29H80V28H78V29H75L76 31H78V33L76 34V35H74V36H70L71 35V32L73 31V30H71L70 28H64V30H63V32L61 33L62 34V37H67V36H70V39H72L73 37H75V42H74V46L75 45H77V44H79V42L81 43V41H84V39H86V41H88V40H90L91 42H92V38H95V39H93V41L95 42V43H102V42H105V45H107L108 43H111L110 41H115L116 43H118V42H122L123 44H126L125 46L127 47V48H130V49H127L126 47L124 48L123 46V44L122 43H120V44H122L121 46V48H123L122 50H119V49H114V48H110V49H113L114 50V52H113V54L114 53H122V54H129V55H133L134 57L136 56L137 58H139V59H141V61L139 60V59H136V60H139V64H137L136 62H134V60H133V63L135 64V66H134V68L137 66V68L136 69H134V68H132V66L133 65H131V66H129V67H127V68H129V70H127L126 72H128L127 74H130L131 76L130 77H128L127 75V77H124L123 78V76L126 74V72L125 71H123V72H121V73H119L120 71H122V69H123V67H121L122 69H120V71L116 74V77H114V78H110L109 79V82H108V85H107V87L108 88H110V89H112V90H114V91H117V92H119V90L121 89V88H129V86L131 85L132 87H130L129 88V91H136V92H138V91H145L146 89H144L143 87H142V85H143V83H147L148 85H149V88L153 91V92H160V90L161 89H163L164 90V92H166V93H173L174 92V89L177 87V86H182V81H183V79H185L186 78V76H187V73H185V72H183L182 70H181V72H180V74H177V73H166L164 76H160L159 75V72L162 70V68H163V64L161 63V61L159 60V59H157L156 57L154 58V56H149V57H153L152 59H149V57H142V55L141 54H139L138 52H139V48H141V45L140 44H137L136 42L137 41H135L136 39L134 38V37H132V38H130V39H132L133 41H131L133 44H129L128 43V41H126V40H124V39H127L126 37H124L123 35H120L119 34V32H117L116 34H113V32H112V30L113 29H117V27H116V24L117 23H119L120 22V20L121 19H124V18H127V16H128V13H130V11H128V10H125V11H122V10H117V11H115V12H113L111 9H98V8H96L95 6H94V3L93 2H91V0H85V2L84 3H79L78 2V0H71V1H66ZM65 2V3H66ZM100 2H103V0H95V3H100ZM130 2L131 3H135V4H137V5H139V3H140V1L139 0H130ZM17 3H19V2H17ZM36 3V2H35ZM68 5V6H69ZM143 5V4H142ZM140 6V5H139ZM73 7V6H72ZM83 7V8H82ZM93 7V8H92ZM70 8V7H69ZM54 9V8H53ZM79 10V11H80ZM75 11H78V10H75ZM78 11V12H79ZM49 12V13H48ZM71 13V12H70ZM57 14H58V12H57ZM61 14V13H60ZM109 14H113V15H109ZM53 15V14H52ZM80 15V14H79ZM133 15V14H132ZM31 16V15H30ZM36 16V15H35ZM84 16V15H83ZM32 17V16H31ZM68 17V16H67ZM66 17V18H67ZM88 18H89V16H87ZM56 18V17H55ZM64 17L62 16V19H63ZM70 18V17H69ZM62 19H60V20H62ZM68 19V18H67ZM28 21V20H27ZM42 21V20H41ZM40 21V22H41ZM45 21V20H44ZM36 22V21H35ZM39 22V23H40ZM72 22V21H71ZM75 22V21H74ZM38 23V24H39ZM45 23H47V25H48V22H46L45 21ZM62 24H63V22H61ZM65 23V22H64ZM67 23V22H66ZM113 23H116L115 25L113 24ZM36 24V23H35ZM34 24V25H35ZM38 24H36L35 25V27H38L37 25ZM41 24V23H40ZM39 24V25H40ZM113 26H112V25ZM33 25V24H32ZM43 25H44V23H43ZM59 25V24H58ZM41 26V25H40ZM34 27V28H35ZM42 28L44 27V26H41ZM40 27V28H41ZM65 27V26H64ZM66 27H68V26H66ZM42 28H41V30H42ZM62 29V28H61ZM38 30H40V29H38ZM8 31V30H7ZM43 31V30H42ZM55 31H56V29H55ZM54 31V28H53V33L55 32ZM4 32V31H3ZM74 32V31H73ZM10 33H11V31H10ZM26 33H28V31L26 32ZM57 32H55V34H56ZM74 33H76V32H74ZM73 33V34H74ZM90 33H92V34H90ZM101 33V34H100ZM72 34V35H73ZM88 35V34H90V37H84L85 35ZM36 35V34H35ZM103 35H106V36H103ZM37 36V35H36ZM40 36V35H39ZM43 36V35H42ZM41 37V36H40ZM54 37H56V36H54ZM61 37V36H60ZM57 38V37H56ZM88 38V39H87ZM67 39V38H66ZM65 39V40H66ZM69 39V38H68ZM2 41V40H1ZM53 41V40H52ZM13 41H11V43H12ZM45 42V41H44ZM54 42H56L55 40H54ZM1 43V42H0ZM9 43V42H8ZM21 43V42H20ZM60 43H62V42H60ZM64 43V42H63ZM83 43V42H82ZM14 44H15V42H14ZM22 44V43H21ZM50 44H51V42H50ZM50 44H49V46H50ZM112 44V43H111ZM115 44V43H114ZM113 44V45H114ZM55 45V44H54ZM53 45V46H54ZM95 45V47H99V45H97V44H94ZM15 46V45H14ZM35 46V48H36V45H34ZM93 46V45H92ZM108 46V48H109V45H107ZM115 46H117V45H115ZM140 46V47H139ZM32 47V46H31ZM43 47V46H42ZM72 47H73V45H72ZM77 47H78V45H77ZM80 47V46H79ZM78 47V48H79ZM84 46H82L81 45V48H83ZM95 47H93V48H91V53H90V55L91 54H94V53H99V51H103L102 49H98V48H95ZM101 47V46H100ZM104 47V46H103ZM137 47H139V48H137ZM14 49H15V47H13ZM22 48H24V47H22ZM73 48H75L77 51H79L76 47H73ZM72 48V49H73ZM88 48V47H87ZM86 48V49H87ZM106 48V47H105ZM7 49V48H6ZM32 49H33V47H32ZM69 49V48H68ZM71 49V48H70ZM137 49V50H136ZM16 50H17V48H16ZM44 50V49H43ZM75 50V51H76ZM85 50V49H84ZM84 50H82V51H84ZM32 51V50H31ZM38 52H39V50H37ZM36 51V52H37ZM76 51V52H77ZM96 51V52H95ZM115 51H117V52H115ZM138 51V52H137ZM34 52H35V50H34ZM111 52V51H110ZM44 53V52H43ZM46 53V52H45ZM53 53V52H52ZM87 53V52H86ZM88 53V54H89ZM2 54V53H1ZM5 54V53H4ZM59 54V53H58ZM81 54V53H80ZM112 54V53H111ZM106 55V54H105ZM108 55H109V53H108ZM118 55H120V54H118ZM117 55V56H118ZM140 55H141V57H140ZM41 56V55H40ZM84 56V55H83ZM88 56V55H87ZM111 56V55H110ZM109 56V58H106V60L105 61H107V63H108V66L110 67V68H112V67H115V63L114 62H119V63H121V61L119 60V58L117 59L116 58V56H115V61H113L112 59H113V57H110ZM121 56V55H120ZM139 56V57H138ZM51 57V56H50ZM93 57H94V55H93ZM105 57V56H104ZM119 57V56H118ZM135 57V58H136ZM16 58V57H15ZM17 58H19V57H17ZM16 58V59H17ZM34 58V57H33ZM84 58V57H83ZM90 58V57H89ZM35 59V58H34ZM108 59V60H107ZM11 60V59H10ZM0 61H3V60H0ZM12 61V60H11ZM35 61V60H34ZM7 62H8V60H7ZM7 62H6V64H7ZM10 62V61H9ZM21 62V61H20ZM26 62V61H25ZM24 62V63H25ZM70 62V61H69ZM27 63H30V62H27ZM64 63V62H63ZM106 63V62H105ZM132 63V64H133ZM61 64V62L59 61V65ZM137 64V65H136ZM8 65V64H7ZM11 65H13V64H11ZM15 65H16V63H15ZM22 65V64H21ZM149 65H152V67H149ZM221 65H225V66H228L229 67V71H231V72H235V73H237V75H235V76H231V77H228L227 78V80H226V82H222L221 84H219V85H217V84H214L213 82H212V77H213V70H215V73H216V75H221L222 73H223V68H221ZM18 66H20V65H18ZM26 66V65H25ZM31 66H35L34 64H31ZM38 67L37 68H39V70H40V66L39 65H37ZM42 66V65H41ZM58 66V65H57ZM57 66H56V68H57ZM87 66H88V64H87ZM86 66V67H87ZM108 66H106L105 64H104V67H108ZM168 66L169 67H171V64H168ZM3 67V66H2ZM12 67H14V66H12ZM33 67H30V69H32V70H34V69H37V68H33ZM43 67H44V65H43ZM42 67V68H43ZM58 67H60V66H58ZM97 67H99V69H100V73H97L98 75H102L103 74V72H104V68H103V65L102 66H96V67H93L94 68V72H96L97 70H98V68ZM4 68V67H3ZM45 68V67H44ZM44 68H43V70H44ZM97 68V69H96ZM127 68H125V69H127ZM5 69V68H4ZM15 69L17 70V65H16V67H15ZM20 69V72H18V74H16V75H19L20 73H21V71L24 69L23 67H22V70H21V67L19 68ZM25 69H26V67H25ZM24 69V70H25ZM46 69H47V67L45 68V70H44V72H45V74L43 73V75L44 76H46V73H48L49 71H47L46 72ZM59 69V68H58ZM63 69V68H62ZM84 69V68H83ZM87 69V68H86ZM109 69V68H108ZM113 69V68H112ZM124 69V70H125ZM196 69H197V75L196 76H194L190 81H189V84H188V86H187V88H185V90L182 92V93H180V94H177L178 95V97H184V98H187V99H191L192 101H194V102H197V101H207L208 100V102H216V103H220L221 102V100L223 99V97H224V95H225V93H229V92H231L233 89H235V90H237V91H239V92H242L241 90H243V89H247L248 88V84L246 83V82H244L243 80H240V75H239V73L240 72H242L243 71V69H244V65H242V64H237L235 67H231V66H229V57H225V56H221V55H219V54H214L213 56H211V57H207V58H205L204 60H202V61H199L197 64H196ZM1 70V69H0ZM10 70V69H9ZM12 70V69H11ZM13 70H14V68H13ZM15 70V71H16ZM31 70V71H32ZM38 70V69H37ZM71 70H72V68H71ZM73 70H75L74 68H73ZM18 71V70H17ZM28 71V70H27ZM41 71V74H42V69L40 70ZM40 71L38 72V73H40ZM62 71H64V70H62ZM67 71V70H66ZM69 71V70H68ZM84 71H85V69H84ZM105 71H109V70H105ZM0 72H2V71H0ZM36 72V71H35ZM34 72V73H35ZM72 73H73V71H71ZM77 73H78V75H76V77L78 78V80H72V78L73 77H75V76H73L72 74H71V76L72 77H70L71 78V80H70V78H67V76H68V74H66V80H62V81H60L59 82V86H56V92H57V90L58 91H60L59 89H61V94L62 93H64V92H70L71 93V90L70 89H79L80 90V88L81 87H88V86H91V79L92 78H90V77H86V76H83V75H81L80 74V72L77 70L76 71ZM85 72H87V71H85ZM4 74H5V72H3ZM29 73V72H28ZM32 73V72H31ZM31 73H29V74H31ZM37 73V74H38ZM67 73V72H66ZM74 73H75V71H74ZM76 73V74H77ZM106 73V72H105ZM144 73H148L150 76H151V79H148V80H146L145 79V76H144ZM33 74V73H32ZM36 74V73H35ZM37 74H36V76H37ZM59 74V73H58ZM60 74H61V72H60ZM62 74H63V72H62ZM147 74V75H148ZM3 75V74H2ZM43 75H41V76H43ZM49 75V74H48ZM47 75V76H48ZM51 75V74H50ZM75 75V74H74ZM148 75V76H149ZM4 76V75H3ZM3 76H1V78L3 77ZM21 76V75H20ZM38 76H39V74H38ZM64 76V75H63ZM5 77V76H4ZM8 77V76H7ZM6 77V78H7ZM34 77H35V75H34ZM33 77V78H34ZM49 77V76H48ZM58 77H60V75L58 76ZM75 77V78H76ZM138 77H142L143 79L141 80V79H138ZM5 78V79H6ZM30 78H31V75H30ZM29 77H28V80L30 79ZM36 78V77H35ZM40 79H41V77H39ZM61 78V77H60ZM4 79V78H3ZM38 79V78H37ZM36 79V80H37ZM39 79V80H40ZM51 79V78H50ZM31 80H32V78H31ZM35 80V79H34ZM58 80V79H57ZM57 80H55V81H57ZM84 80V81H83ZM127 80H131L132 82H126ZM7 81H8V79H7ZM59 81V80H58ZM202 81H208V83L207 84H204V83H201ZM38 83L40 82V81H37ZM44 82V81H43ZM42 82V83H43ZM85 82V83H84ZM3 83V82H2ZM5 83V82H4ZM20 83V82H19ZM26 83H28V82H26ZM33 83V82H32ZM83 83H84V85H83ZM29 84V83H28ZM41 84V83H40ZM44 84V83H43ZM45 85V84H44ZM44 85H43V87H44ZM51 85V84H50ZM54 85H56V84H54ZM8 86V85H7ZM29 86H30V84H29ZM42 86V85H41ZM137 86H139V87H137ZM43 87H41V88H43ZM48 87V89H49V85L47 86ZM6 88V87H5ZM28 88V90H30L31 91V89H29L30 87H27ZM192 88H195L196 89V91H194V92H190V91H188V89H192ZM22 89V88H21ZM16 90V89H15ZM17 91H19V90H17ZM20 91H22V93L21 94H23V90H20ZM19 91V92H20ZM35 91V90H34ZM34 91H32V93H34ZM38 91H39V89H38ZM42 91V90H41ZM244 91V90H243ZM36 92V91H35ZM51 92V91H50ZM49 92V93H50ZM55 92V91H54ZM53 92V93H54ZM55 92V93H56ZM17 93V92H16ZM15 93V94H16ZM31 93V92H30ZM31 93V94H32ZM52 93V94H53ZM59 92H57V94H58ZM70 93L68 94V95H70ZM74 93V92H73ZM19 94V93H18ZM34 94H32V96H33ZM43 95V94H42ZM40 96V97H43V96ZM54 95H56V94H54ZM53 95V96H54ZM10 95H8L7 97H9ZM7 97H5V98H7ZM12 97V96H11ZM17 97V96H16ZM36 97V96H35ZM71 97V96H70ZM1 98V97H0ZM61 98V97H60ZM73 98V97H72ZM10 99V98H9ZM53 99V98H52ZM54 99H55V96H54ZM56 99H58L57 97H56ZM62 99V98H61ZM61 99H58V100H61ZM201 99H206V100H201ZM58 100H56V101H58ZM125 99H124V96H123V94H121L118 98H115V101L117 102V103H119V105L122 107V105L124 104V103H122V101H124ZM13 101V100H12ZM53 101V100H52ZM113 101V100H112ZM80 102H82V101H79V102H77V104H79ZM97 102V101H96ZM99 102H101V101H99ZM2 103V102H1ZM53 103H54V101H53ZM60 103V102H59ZM113 103V102H112ZM181 103H182V99H177L175 102H172V101H169V102H167L166 104L165 103H158L157 104V106L155 107V108H153V109H151V111L149 112V116L147 117V118H143L144 120L143 121H145L146 122V124H136V127H137V125H139V127H140V129L139 130H137L136 131V129L133 131V127H131L132 129H127V130H125L124 131V133H123V129H121V132L123 133V134H121V132H120V134L113 128L114 127V125H112V123H108L107 125H103V126H101V127H103V128H101V127H99L100 125H98L99 123H98V121H100V120H93L92 119V121H93V124H89V125H86V127H84V128H80V129H86V130H88V131H91L92 133H93V135H92V139H95L96 141H98V142H100L101 144H104V145H107V144H111V143H113L114 141H116V140H121V139H129L130 137H133V138H138L140 135H142V136H140L139 138H141V137H144V136H147V134H148V129L152 126L150 123H149V120H152V119H160V118H165L164 116H163V112H165V111H168L169 112V115L166 117V118H170V122H169V124H168V126H169V128H168V130H166V128H167V125L164 127V129H162V131H161V133L159 134V138H168L169 136H170V134H169V136L168 135H166V133L164 132L165 130H166V132L167 131H171V129H173V128H177V129H175V132H178V131H183V128H184V126H186L187 125V123H188V125H189V127H190V129L188 128V129H186L187 131H191V130H193V129H195L196 130V141L197 142H199L198 144H200V143H202V142H206L207 143V141H209V144L211 143V139H212V132H211V130L212 129H216V136H215V139H216V141H218V143H219V150L218 149H216V150H214V152L215 151H217L218 150V152L219 153H217V156L215 157L216 158V160H218V161H220L221 162V164H224V165H228V164H226L227 163V161L228 162H230L231 161V156L232 155H234L235 154V147L239 144V133L240 132H245V131H247L246 130V128H249V129H254V128H250V127H246V126H239V127H245V129H242V128H238L237 130H233L232 129V127H228L226 124H224V125H220V123H214V122H220V121H218V120H216V121H211V123H213V124H207V126H205V127H198V125H199V122H200V119L199 118H197V115L198 116H200L199 114H197L196 112H195V109L193 108V106H192V104H184V106L181 108V110H180V112H176V111H174V109L176 108V107H179L180 105H181ZM72 104V103H71ZM91 104V103H90ZM21 105V104H20ZM49 105V104H48ZM54 105H56V103L54 104ZM53 105V106H54ZM58 105V104H57ZM73 105V104H72ZM85 105H86V103H85ZM92 105V104H91ZM46 106H47V104H46ZM52 106V105H51ZM60 106V105H59ZM58 106V107H59ZM81 106V105H80ZM92 106H94V105H92ZM113 106H114V103H113V105L111 106L112 108H113ZM116 106V105H115ZM114 106V107H115ZM124 106V105H123ZM48 107V106H47ZM46 107V108H47ZM54 107H56V106H54ZM73 107H75V106H73ZM73 107H71L72 109H73ZM77 107V106H76ZM78 107H79V105H78ZM77 107V108H78ZM86 107V106H85ZM3 108H5V107H3ZM60 108V107H59ZM62 108V107H61ZM80 108V107H79ZM123 108V107H122ZM127 108V107H126ZM125 107H124V109H126ZM36 109V108H35ZM43 109V108H42ZM48 109V108H47ZM46 109V110H47ZM121 109V108H120ZM37 110V109H36ZM59 110V109H58ZM74 110V109H73ZM79 110H81V108L79 109ZM113 110H114V108H113ZM112 109H111V111H113ZM119 110V109H118ZM41 111V110H40ZM45 111V110H44ZM78 111V110H77ZM119 111H121V110H119ZM50 112H52V110H50ZM60 112L61 111H55V112H53L52 113V115L53 116H51L52 118H56V117H60V115H62V114H60ZM62 112H63V110H62ZM71 112V111H70ZM70 112H68L67 111V113H66V115L64 116V117H66V119H67V117L68 116H70V115H73L74 113H70ZM115 112V111H114ZM116 112H118L117 110H116ZM122 112V111H121ZM191 112H194V114L196 115H194V117H192V120L190 119V116L188 115V117H186L185 119H187V120H184V121H182L181 122V120H178L177 122L176 121H173L175 118H177L178 116L180 117V116H182L183 115V119H184V113H191ZM64 113V112H63ZM111 113H113V112H111ZM81 115L82 117H83V113H81V111H78V112H76L75 113V115ZM96 114H98V113H96ZM100 114V113H99ZM98 114V115H99ZM38 115H40V114H38ZM46 115V114H45ZM117 115V114H116ZM119 115V114H118ZM122 115V114H121ZM121 115L119 116V117H121ZM44 116V115H43ZM42 116V117H43ZM47 116V115H46ZM88 116H90V119H91V114L90 115H88ZM101 116V115H100ZM50 117V118H51ZM102 117V116H101ZM113 117H116V116H113ZM118 116L115 118V127L117 126L118 127V125L117 124H119V118ZM179 117H178V119H179ZM27 118V117H26ZM48 118V117H47ZM60 118H62V116L60 117ZM59 118V119H60ZM71 118V117H70ZM81 118V117H80ZM85 118V117H84ZM83 118V120H85ZM89 118V117H88ZM188 118H189V120H188ZM39 119V118H38ZM64 119V118H63ZM103 119V118H102ZM104 119H105V117H104ZM181 119V118H180ZM73 120V119H72ZM71 120V121H72ZM106 120H107V118H106ZM105 120V121H106ZM166 120V119H165ZM60 121V120H59ZM77 122H78V120H76ZM90 121V120H89ZM92 121H90V123H92ZM104 121V122H105ZM140 121H142V120H140ZM167 121V120H166ZM56 121H54V123H55ZM102 122H103V120H102ZM103 122V123H104ZM39 123V122H38ZM43 123V122H42ZM60 123V122H59ZM62 123V122H61ZM60 123V124H61ZM74 123H76V122H74ZM74 123L73 124H70V123H68V124H66V128H69V130H71L70 132H69V135L70 136H72V135H75V131H77V130H75V127H74ZM86 123H87V121H86ZM107 123V122H106ZM177 123H179V125H176ZM52 124V123H51ZM63 124V123H62ZM78 124V123H77ZM88 124V123H87ZM105 124V123H104ZM217 124H219V128H216V125ZM229 124V123H228ZM39 125H41L40 123H39ZM85 125V124H84ZM229 125H232V124H229ZM44 126V125H43ZM63 126H65V125H63ZM79 126V125H78ZM129 126H134V125H129ZM80 127V126H79ZM79 127H78V129H79ZM138 127V128H139ZM52 128V127H51ZM65 128V129H66ZM135 128V127H134ZM58 132V131H57ZM56 132V133H57ZM83 132V131H82ZM174 132V133H175ZM51 133V132H50ZM77 133H81V131L79 132H77ZM143 133H145V135L143 134ZM119 134V135H118ZM173 134V133H172ZM171 134V135H172ZM218 135H219V137H218ZM49 137H51V135H48ZM58 136V135H57ZM62 136H67V134L66 135H62ZM61 136V137H62ZM77 137H79L78 135H76ZM136 136V137H135ZM60 137V136H59ZM53 138V137H52ZM57 138V137H56ZM80 139H85V137L83 136V137H79ZM220 138V139H219ZM101 139H103V140H101ZM105 140V142H103ZM220 140V141H219ZM246 140H248V141H246ZM245 141L247 142V144H245V145H250L251 146V149H252V151L249 153V155H251L252 156V158H253V156L254 157H260V158H264V140H261L260 139V137L258 136V135H256V133L255 132H252V133H250V135H248V136H245ZM51 142H55V139L53 140H51ZM64 142V141H63ZM50 143V142H49ZM191 142L190 141H188V142H184V143H182L181 145H179V146H177V145H175V144H169V145H164L163 146V148H162V150L164 151V152H169L170 153V155L173 153L172 152V150L174 149H176V148H180V147H186V146H188L189 147V144H190ZM55 144V143H54ZM128 144H130V143H128ZM198 144H196V145H198ZM208 144V145H209ZM58 145V144H57ZM132 145V144H131ZM207 145V144H206ZM218 145V144H217ZM52 146H53V144H52ZM52 146H51V148H52ZM125 146V145H124ZM204 146V145H203ZM216 146V145H215ZM197 147V146H196ZM199 147H201L202 148V146H200L199 145ZM207 147V146H206ZM205 147V148H206ZM126 148V147H125ZM124 148V149H125ZM128 148V147H127ZM198 148V147H197ZM215 148V147H214ZM54 149L55 150H58V152H59V150L60 149H63V148H60V147H57V146H55L54 147ZM53 149V150H54ZM67 149V148H66ZM172 149V150H171ZM185 149V148H184ZM183 149V150H184ZM177 150V149H176ZM179 151H181L180 149H178ZM186 150V149H185ZM197 150V149H196ZM199 150H200V148H199ZM69 151V150H68ZM206 151V150H205ZM62 152V151H61ZM61 152H59V153H61ZM129 152V151H128ZM132 152L133 153H135L134 151H131V155H132ZM194 152H196V151H194ZM78 153V152H77ZM77 153H73V154H69V153H65L66 154V157L67 158H69V159H71V158H75L76 159V156H77ZM166 153V154H167ZM175 153V152H174ZM198 153V152H197ZM42 154V153H41ZM45 154V153H44ZM52 154L53 153H51V156H52ZM109 154V153H108ZM136 154V153H135ZM176 154H177V152H176ZM180 154V153H179ZM204 154V153H203ZM15 155V154H14ZM20 155V154H19ZM104 155V154H103ZM106 155V154H105ZM129 155V154H128ZM128 155H127V157H126V159H127V164H128V166L129 167H131V169H132V172H131V176H132V184H134L135 185V187H132V188H130V190L128 191V192H121V197H123V200H126V201H128L129 203H133L134 204V207H136L137 208V210H141V208L142 207H144V203H141L140 202V199H147V200H149V201H151L152 199L153 200H164V198H165V196L167 197V196H169V195H166V192L167 191H169L168 190V186H169V183L171 182V181H169L168 183H166L165 185H161V188H160V192L161 193H164V195H161V194H159V193H157V192H155V191H153V188H154V186H155V181H154V179H156V176L154 177L153 175L154 174H156V173H160L161 172V170L163 169L164 170V168L166 169V166L165 167H161L159 164H157V165H159V166H156V167H150L149 166V164H148V162H144V160H145V158H146V160H147V157H144L143 158V162H141V163H137V161H136V158H134L133 157V159H132V157L130 156V158H128ZM173 155V154H172ZM180 155H182V153L180 154ZM192 155V154H191ZM215 155V154H214ZM17 156V155H16ZM45 156H48V155H45ZM45 156H43V157H45ZM102 156V155H101ZM111 156H113L112 154H111ZM136 156V155H135ZM183 156V155H182ZM190 156V155H189ZM200 156V155H199ZM50 157V156H49ZM195 157H196V155H195ZM62 158L63 157H58V158H54V157H50L49 159H47V162H49V164H51L53 161H56V162H61V163H66L67 162V160H62ZM113 159H111V157H109V156H102V157H97V159L96 160H94V161H96V162H94L93 160H88L87 162H86V165H85V170L87 171V175L85 176H83V177H81V178H83L84 180L83 181H88L91 177H93V179H94V181L95 182H97V183H99V182H101L99 179H98V177L96 176V175H94L93 176V174H94V172H95V170H96V166H98V165H100L102 168H104L103 166H104V160L105 161H110V160H112L111 161V163H113L114 161H115V157L113 156L112 157ZM175 158V157H174ZM177 158V157H176ZM189 158V157H188ZM252 158H251V160H252ZM20 159V158H19ZM18 159V160H19ZM103 161H102V160ZM107 159H109V160H107ZM192 159V158H191ZM196 159V158H195ZM197 159H199L198 158V156H197ZM254 159V158H253ZM178 160V159H177ZM180 160H181V158H180ZM188 160V159H187ZM187 160H185V161H187ZM24 161V160H23ZM182 161H184V160H182ZM71 162V161H70ZM103 162V163H102ZM189 162V161H188ZM194 162V161H193ZM242 162V161H241ZM243 162H244V160H243ZM242 162V163H243ZM190 163H191V161H190ZM231 163V162H230ZM253 163H254V160H253ZM48 164V163H47ZM48 164V165H49ZM64 164H63V166H64ZM72 164H74V163H72ZM102 164H103V166H102ZM110 164V163H109ZM232 164H233V162H232ZM255 164V163H254ZM258 164V163H257ZM260 164H262L263 165V163H260ZM259 164V165H260ZM238 165V164H237ZM237 165H235L236 167H237ZM258 165V166H259ZM10 165H9V163L8 162H4V161H0V171H2L3 170V168H5V167H9ZM12 166H18V164L16 163V162H14L13 161V165ZM62 166V167H63ZM66 166V165H65ZM72 166V165H71ZM71 166H69L68 165V167H67V169L69 168H71ZM74 166H77V165H74ZM211 166V165H210ZM231 166V165H230ZM233 166H234V164H233ZM254 166V165H253ZM255 166H257V165H255ZM254 166V167H255ZM258 166H257V168H258ZM99 167V166H98ZM227 167V166H226ZM100 168V167H99ZM230 168V167H229ZM235 168V167H234ZM238 168V167H237ZM240 168V167H239ZM256 168V167H255ZM260 168V167H259ZM258 168V169H259ZM262 168H264V167H261V169ZM159 171H158V170ZM232 169V167L230 168V170ZM72 170H75V171H77V170H80V168H78V167H75V169H72ZM97 170H98V168H97ZM103 170V169H102ZM106 170V169H105ZM127 168L124 166V165H121L118 169H116L115 171H114V173L113 174H109V175H115V176H117V177H119L120 178V180L122 181L123 179H124V177H125V174L127 173ZM239 170V169H238ZM71 171V170H70ZM81 171V170H80ZM80 171H78V172H80ZM235 171V170H234ZM237 171V170H236ZM58 172H60L62 175H61V177L63 176V177H67V179L68 178H70L69 176H68V174L69 173H71V172H69V171H67V170H65V167H64V169L63 168H58ZM69 172V173H68ZM82 172V171H81ZM99 171H97V172H95L96 174L98 173ZM163 172V171H162ZM238 172V171H237ZM49 173V172H48ZM72 173H74V172H72ZM209 173V172H208ZM211 173V172H210ZM75 174V173H74ZM161 174V173H160ZM159 174V176H161ZM164 174H166L165 173V170H164ZM200 174V173H199ZM204 174V173H203ZM70 176L71 175H73V174H69ZM76 175V174H75ZM90 176V178H89V176ZM162 175H163V173H162ZM81 176V175H80ZM159 176H157V178L159 177ZM75 177V176H74ZM60 177H58V179H59ZM79 178V177H78ZM210 178V177H209ZM72 178H70V180H71ZM74 179V178H73ZM77 178L75 177V179H74V181H73V183L75 182V180H76ZM254 179H255V177H254ZM257 179L259 180V178L257 177ZM60 180V179H59ZM63 180H65V181H67L66 179H64L63 178ZM69 180V181H70ZM79 180V179H78ZM72 181V180H71ZM211 181V180H210ZM230 182H232V180H229ZM44 182H48V180H45ZM43 182V183H44ZM63 182V181H62ZM68 182V181H67ZM91 182V181H90ZM104 182H108L109 183V185H111V186H113V185H119L120 186V183L119 182H117V181H113V180H110V179H108V178H106L105 180H104ZM46 183H44V185L46 184ZM59 183H61V182H59ZM71 183V182H70ZM85 182H83V184H84ZM102 183H103V181H102ZM174 183V182H173ZM179 183V182H178ZM177 183V184H178ZM64 184V183H63ZM78 184V183H77ZM107 184V183H106ZM168 184V185H167ZM231 184H235V183H231ZM69 185H71V184H69ZM68 184L66 185V187H68L69 186ZM74 186H75V184H73ZM93 185V184H92ZM173 185L174 184H172L171 186L173 187ZM179 186L181 185V184H178ZM177 185V186H178ZM230 185V184H229ZM59 186V185H58ZM61 186V185H60ZM87 186V185H86ZM232 185H230V187H231ZM233 186H235V185H233ZM71 187V186H70ZM69 187V188H70ZM76 187V186H75ZM74 187V188H75ZM174 187H176L175 185H174ZM213 187V186H212ZM58 188V187H57ZM113 188H115V186L113 187ZM119 188V187H118ZM232 188V187H231ZM117 189V188H116ZM120 189V188H119ZM137 189H138V191H137ZM166 189H167V191H166ZM72 190V189H71ZM118 190V189H117ZM165 190V191H164ZM42 191V190H41ZM46 191V190H45ZM69 191V190H68ZM58 192V191H57ZM77 192V191H76ZM197 192V191H196ZM23 194H24V196H25V198L27 199V198H29L28 196H26L27 194L26 193H24V192H22ZM47 193H51V192H47ZM53 193V192H52ZM72 193H75V192H65V194L62 196V198L65 196V197H67V195H71ZM137 193H138V195H137ZM76 194V193H75ZM47 195V194H46ZM46 195H41V192H40V190H37V192H36V196H38V197H40V196H46ZM139 195H142V197L143 198H140L139 200H138V196ZM200 195H202V194H200ZM75 197V196H74ZM195 197H196V194H195ZM194 197V198H195ZM201 197V196H200ZM202 197L203 198H205L203 195H202ZM200 198L201 200H202V202L203 201H205V200H203V198ZM93 198V197H92ZM170 199H172L171 198V196L169 197ZM198 198H199V196H198ZM231 198V197H230ZM239 199V198H238ZM195 200V199H194ZM197 200V199H196ZM199 200V199H198ZM201 200H199L200 202H201ZM209 200L210 199H208L207 201H208V203H209ZM206 201V202H207ZM231 201H233V200H231ZM118 202H120V201H118ZM125 202V201H124ZM163 202H166V200H164ZM168 202V201H167ZM195 202V201H194ZM201 202V203H202ZM206 202H203L204 203V205H205V203ZM236 202V201H235ZM113 204H115V206H108V208H106V209H104L103 210V213H105V215H106V213L107 214H109V216H111V217H113L114 219H112L111 220V225L113 226V227H116L117 225H118V222H119V220H121V219H123V220H127L128 218H129V216L132 214H130V213H128V212H124V211H122L123 212V214L124 215H120L118 212H120V210H123V206H122V204H120V203H117V202H112ZM112 203H111V205H112ZM198 203V202H197ZM203 203L201 204V205H203ZM208 203H206V204H208ZM234 202H231V213H230V219L228 220V222L227 223H224V222H221L219 219H218V215H219V213L221 212V209H219V208H217L215 211H212V213L209 211V213H207V215H211L212 214V220H213V222H215L216 224H222V225H224L223 226V228L226 226V227H228V228H234V227H236V226H239V231H241V232H238V231H232L233 233H230V235L231 234H235L236 236H238V238H240V239H242L243 238V236H245V235H243L244 234V230L246 229V228H249L248 226H246V225H249V223H250V217L248 216V215H245L244 213H243V211H242V203H241V201L240 202H238V204H237V207L239 206L241 209L240 210H237V207H236V209H235V207H234V205L235 204H233ZM18 204H19V208L22 210L24 207H25V205H23V204H21L19 201H18ZM149 206H150V209H152V211H146V212H144L143 211V214H142V217H141V219L139 220V221H137L136 223H137V227L139 228V230L141 231V233L142 234H144L145 232L147 233L149 230H150V228L151 227H153V226H155V227H157V234L152 238V239H154V243H151V241L149 240V243L151 244V246H152V248L153 249H156L157 247H161V246H159L160 245V243L161 242H164V240L162 239V237H158V233H161L162 231H163V226L161 225V224H156V222H159L160 221V218L159 217H157L156 215H155V213L156 212H159V208L157 207L158 205H157V203H155V202H151V203H147ZM108 205V204H107ZM125 205V204H124ZM195 205H196V203H195ZM198 205H200V204H198ZM264 205V204H263ZM132 206V205H131ZM207 206V205H206ZM205 206V207H206ZM261 206V205H260ZM123 207V208H122ZM133 207V208H134ZM57 208V207H56ZM132 208V207H131ZM198 208V207H197ZM201 208V207H200ZM200 208H198V209H196V211L197 210H199ZM207 209H209V206H207L206 207ZM263 209H264V206L262 207ZM110 209V210H109ZM109 210V211H108ZM126 211V210H125ZM203 211V213H205L204 211H205V209H203L202 210ZM202 211L199 213V214H201L202 215ZM208 210H206V212H207ZM178 213V212H177ZM46 214H47V212H46ZM174 214H176V213H174ZM180 215V214H179ZM176 216L177 215H175L174 217H175V219H176ZM205 216H206V214H205ZM180 216H178L177 218H179ZM49 218V217H48ZM183 218V217H182ZM204 218V217H203ZM210 218V219H211ZM252 218H254L253 217V215H252ZM49 219H51V217L49 218ZM93 220H95V219H93ZM177 220H179V219H177ZM207 220V219H206ZM205 220V221H206ZM100 221H102V222H100ZM146 221V222H145ZM96 222V221H95ZM207 222V221H206ZM97 223H103V220H97ZM197 223H198V221H197ZM182 224V223H181ZM211 224V223H210ZM210 224H208L209 226H211L212 227V225H210ZM175 225V224H174ZM200 225V224H199ZM207 225V224H206ZM141 226H143V227H141ZM181 226V225H180ZM208 226V227H209ZM244 226V228H242ZM210 227V228H211ZM219 227H222V226H219ZM259 227V226H258ZM177 228V227H176ZM213 228H217L218 229V226H216L215 225V227L213 226ZM212 229V228H211ZM71 230V229H70ZM178 230V229H177ZM230 230V229H229ZM74 231V230H73ZM249 231H252L251 229H249ZM248 231V232H249ZM257 231V230H256ZM77 232V231H76ZM174 232V231H173ZM229 232V231H228ZM248 232H245V233H248ZM258 233H259V231H257ZM100 233V231H96V232H92V233H89L88 234V239H91L92 240V242H96V241H99V242H101V243H105L106 242V237H107V235H108V233L107 234H105V235H103L105 232H101V234L98 236L97 234H99ZM218 233V232H217ZM252 233V232H251ZM208 234V233H207ZM248 234H250V233H248ZM254 234L256 235V233L254 232ZM253 234V235H254ZM145 235V234H144ZM175 235V234H174ZM194 235V234H193ZM252 235V234H251ZM258 235V234H257ZM210 236V235H209ZM220 236V235H219ZM260 236V235H259ZM177 237V236H176ZM222 237V236H221ZM247 237H248V235H247ZM246 237V238H247ZM202 238V237H201ZM227 238V237H226ZM251 238V237H250ZM256 238V237H255ZM259 238V237H258ZM151 239V240H152ZM186 239V238H185ZM211 239V238H210ZM222 239H223V237H222ZM249 239V237L246 239V240H248ZM207 240V242L209 241L210 242V240H208V239H206ZM205 240V241H206ZM239 240V239H238ZM238 240H236V241H238ZM251 240H252V238H251ZM253 240L255 241V239L253 238ZM252 240V241H253ZM258 240H260V239H258ZM167 241V240H166ZM250 241V240H249ZM208 242V243H209ZM221 242V241H220ZM227 242H228V240H227ZM240 242V241H239ZM247 242V241H246ZM251 242V241H250ZM250 242H248V243H250ZM260 242V241H259ZM206 243V242H205ZM229 243V242H228ZM253 243H256V242H253ZM183 244H184V247L185 248H187V250L189 251V252H192L193 254H195V256L200 260V261H202V262H204V263H206L207 264V262H212V260H211V257L215 254H213V252H211L212 254H210V255H206V256H202V255H200V251L201 250H205V252H206V250L208 249L207 247H203V248H201L200 250H195L196 249V246H194V247H192V248H188V247H186V245L188 244V242H186V241H184L183 242ZM204 244V243H203ZM218 244V243H217ZM260 244V243H259ZM132 244H130V246H131ZM136 245V246H135ZM162 245V244H161ZM206 245V244H205ZM210 245H212V243L210 244ZM220 245V244H219ZM223 245V244H222ZM227 245V244H226ZM138 246H140L139 244H133V246H132V248H130L132 251L131 252H129L128 250H129V248H126V251H125V253H131L132 255L133 254H135L137 251H135V248L136 247H138ZM201 246V245H200ZM197 247L199 248V246L197 245ZM214 247V246H213ZM217 247V246H216ZM207 248V249H206ZM224 248H225V246H224ZM214 249V248H213ZM218 249V248H217ZM221 249V248H220ZM204 250H203V252H202V254H206L205 252H204ZM212 250V249H211ZM223 250V249H222ZM225 251H226V253H230L231 251H229V250H226V249H224ZM156 251L158 252V253H160V254H163V255H168L169 253H170V251H171V248H167L166 247V244H163L162 245V249L160 248L159 250L158 249H156ZM216 251H218V250H216ZM208 253V252H207ZM232 254V253H231ZM13 255V254H12ZM228 256L229 255H227V254H225L224 252L223 253H221V257H220V260H219V264H222V263H226V262H228V264H230V263H234V264H241L242 262L241 261H237V260H232L230 263H229V261H228ZM189 257V256H188ZM227 258V259H225V258ZM230 258V257H229ZM135 259L137 260V261H139L140 259H139V257H135ZM250 261V260H249ZM251 262V261H250ZM249 262V263H250ZM194 263V262H193ZM145 264H151V261L150 260H146V262H145ZM183 264H191V262H190V260H188V258H186L184 261H183ZM253 264V263H252Z\"/></svg>",
    "mask_w": 264,
    "mask_h": 264
},
{
    "label": "water",
    "instance_id": "obj_4",
    "mask_svg": "<svg viewBox=\"0 0 264 264\" xmlns=\"http://www.w3.org/2000/svg\"><path fill=\"white\" fill-rule=\"evenodd\" d=\"M114 3L118 5L119 0H114ZM124 22L127 23V21ZM116 27L117 29L121 27L120 22L116 24ZM139 35L141 36V40L138 42L141 45L139 54L159 57L167 55L172 50L170 40H164L160 36L158 27L154 24L140 29ZM144 44H147L148 47L144 48ZM226 51L234 52L241 58L253 59L251 49L247 44L230 45ZM254 73L255 78L250 90H244L240 92V95L227 96V99H223V104L208 101L196 102L202 106L204 116L208 121H220L217 114L218 108L227 107L231 109V116L228 117L230 124L236 123L238 126L264 130V91L261 90V85H264V63L258 57H255ZM247 89H249V85Z\"/></svg>",
    "mask_w": 264,
    "mask_h": 264
}]
</instances>
